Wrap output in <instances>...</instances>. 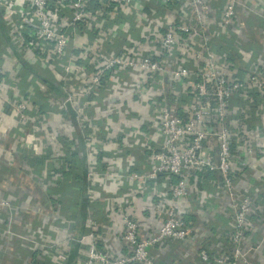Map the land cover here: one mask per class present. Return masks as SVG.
I'll list each match as a JSON object with an SVG mask.
<instances>
[{
    "label": "built area",
    "instance_id": "built-area-1",
    "mask_svg": "<svg viewBox=\"0 0 264 264\" xmlns=\"http://www.w3.org/2000/svg\"><path fill=\"white\" fill-rule=\"evenodd\" d=\"M151 2L168 9L167 15L159 17L144 12L142 0H99V8L93 4L94 0H0V14L12 31L16 48L22 53L31 50L33 54L28 64L43 77L47 74L39 71V67L52 69L53 79L59 77L68 85L65 100L51 94L50 100L56 108L70 106L77 115L88 147L91 179L95 181L98 176L97 159L103 148L112 145L116 128L125 138L140 135L147 140L143 146L152 152L153 167L147 172L128 171L124 175L127 181L142 188V195L153 201L159 198L161 203L151 210L150 214L158 221L152 229L143 220L140 201L134 196L132 200L126 199L122 207H107V231L102 230L101 218L89 215L82 236L68 223V227L50 225L49 234L38 239L13 232L11 220L15 208L11 202L0 199V223H6L5 236L30 243L51 264H68L75 245H79V252L74 264H156L155 254L172 242L188 243L195 233L185 217L191 190L197 188V175H219L218 193L222 194L223 206L230 217L227 232L231 233L228 246L231 252L222 251L227 246L222 243L223 232L220 241L212 240L201 247L200 259L205 264H252L249 256L256 252V247L246 234L255 219L256 203L237 186L236 180L240 172L248 169L260 148L255 146L253 132L244 130L245 121L243 128L239 127L235 117L238 111L242 114L250 111L256 98L260 101L257 108L262 112L264 76L255 66L241 73L226 56L211 50L213 40L207 29L215 17L206 0ZM178 4L177 11L169 12ZM239 7L247 8L238 0H227L220 13L219 25L223 29L234 25ZM185 12L195 19L194 25L185 19ZM259 18L264 27V15ZM104 26L113 31L109 37L112 39L122 26L141 31L121 53L100 56L97 51L107 46L96 35ZM87 39L90 40L87 56L95 63L77 68L69 59L70 48L73 42ZM3 70L0 67V79ZM123 77H129V82L139 79L138 85L153 95L147 101H137L140 108L129 111L139 114L131 116L132 124L121 122L125 116H120L118 123L114 115H90L88 111L98 99L115 97V80L124 81ZM77 79H81V85H72ZM9 95L0 80V101L20 127L11 132L19 137L23 150L33 156L41 155L43 136L36 127H42L45 117L34 119L33 101L20 102ZM238 97L245 104L241 111L234 109ZM143 126L149 130L156 128L157 136L142 132ZM7 137L11 138L5 131L0 135V161L9 163L2 156ZM159 179L163 180L157 185ZM150 183L162 188L161 193L156 192V187L150 190ZM89 191L90 195L94 192ZM57 214L55 211L54 216Z\"/></svg>",
    "mask_w": 264,
    "mask_h": 264
},
{
    "label": "crops",
    "instance_id": "crops-1",
    "mask_svg": "<svg viewBox=\"0 0 264 264\" xmlns=\"http://www.w3.org/2000/svg\"><path fill=\"white\" fill-rule=\"evenodd\" d=\"M238 1L246 4L247 8L239 7L234 25L225 30L219 25V21L221 20L220 13L226 7L227 0H206L212 7L213 16L215 17L209 23L208 34L213 40V44L220 40V36L225 35L234 38L230 48L231 60L229 59V61L238 67L241 73H246L255 66L264 76V27H262V21L259 18V15H264V0ZM142 3L143 5H150L152 2L151 0H142ZM177 6L180 7V4ZM162 8L158 5L154 7L153 11L156 14V11ZM185 16L188 22L193 23L192 25L196 23L189 12H185ZM140 31L139 28L129 30L128 27L122 26L118 34H115L112 39V37H109L113 34V31L108 26H104L97 32L96 36L97 40L102 45H106L107 48L100 49L97 53L100 56H104L109 52L121 53V49L127 47ZM196 39L200 40V37L196 36ZM89 41L88 39L77 40L72 43L69 59H71L72 65L77 68L95 63L93 58L87 56L86 46L89 47L87 43ZM110 44L112 45L110 46ZM16 45L11 29L1 16L0 46L2 51L0 52V67L4 70L0 80L3 88L20 102H37L39 96L37 91L34 92L35 88L46 98L50 99V94L56 99L63 98L58 93H50L48 87L37 80L33 72L23 69V67H26L25 64L33 60V54L31 50L24 53L20 52ZM224 45L229 47L231 44ZM36 70L38 71V69ZM40 70L41 72L44 71V75L47 74L45 78L52 79L56 83H62V90L65 96L68 95V85L59 77L57 80L53 79L52 69L39 67ZM122 79L127 82L115 80V97L103 101L101 98L98 99L93 109L88 111L90 115L101 117L114 115L118 118V123L119 119L125 116L127 120L122 119L121 122L132 124L131 116L139 114L129 111L140 108L137 101H147L153 95L144 86L138 85L139 79H133L130 82L129 77H123ZM80 80L77 79L76 82L71 84L79 86L81 85ZM44 92H47L48 95L46 96ZM259 102V99L256 98L252 109L242 114L238 110L244 109L245 104L242 103L239 97L234 100V109H238L235 120L239 121V127L242 126V128L245 121L244 130L253 132L254 141H256L255 146L260 148L257 157L251 161L248 169L240 172L236 180L237 186L243 192H247L256 203L255 219L252 221L248 236V241L256 247V252H252L249 256L252 264H264V108L262 112L259 111L257 108ZM31 115L38 121L45 117L42 127H36V130H39L43 136L41 140V145L44 146L42 154L48 148L52 151V157L47 161V167H45L41 176L34 175L28 165L23 164L19 159L18 152L22 150L19 146V137L13 135L11 131H14L13 129L16 126L20 127L15 125V120H12L3 102L0 101V135L5 131L11 137L5 138L6 148L2 153V156L9 159V163L0 161V199L11 202L15 208L13 211L15 218L12 216L11 220V226L15 234L20 236L30 235L32 238L39 239L49 234L50 225L57 226L59 224L65 227L68 223L76 225V221H74L76 219H71L68 215H61L60 210L62 207L59 205V198H61L59 192H51V190H58L59 183L64 180L59 182L57 179L56 181L59 182H57V185H54L56 181L53 182V179L51 181L53 183L46 182L49 173H59L61 166L64 165L62 159L66 154H69V148H72L76 158L83 163V168L77 170L76 174L79 180L80 177H85L86 189L84 195L86 199L93 195L87 208L88 216L93 215L98 219L101 218L103 221L101 223L102 230L107 231L108 227V222L105 219L107 207H122L126 199L132 200L134 196L140 201L143 220L148 222L150 229L157 226V217L154 218V215L150 213L151 210L156 208L155 205H161L159 198L153 201L142 195L140 193L142 188H138L134 183L127 181V175H124L128 171L131 173L147 172L153 167L150 160L152 152L148 147L143 146V143L147 141L145 137L139 135V138L134 134L132 136L127 135L128 138H125L116 128L111 139L112 145L108 144L105 150L103 148L104 158L97 159L99 170L97 168L98 176H95L94 181L91 179L93 176L92 173L90 174L88 167V147L84 144L80 122L74 110L67 106V108H57L54 111L49 110L44 115L36 109ZM115 125L119 126V124ZM142 132H151L149 135L153 133L157 136L156 128L149 130L143 126ZM126 139L127 144H125ZM65 140L72 143L66 146ZM46 144H49L47 148L45 147ZM100 164L106 167V171L100 170ZM66 165L63 167L65 168ZM209 178L207 176L198 178V183H195L197 188L191 190L192 196L187 203L189 207L187 221L195 231L193 237L188 243L172 242L168 247L166 246L162 251H159L154 255L156 264H205L201 261L199 255L201 247L207 246L212 240L214 243L220 241V234L230 229L228 223L230 217L226 206H223L222 194H219L221 177L219 175H209ZM162 180L159 179L157 185ZM99 183L103 184L104 187ZM80 185V181L76 177L68 183L69 188H81ZM157 185L150 183V190H155L154 188ZM88 191L94 192L90 195ZM161 191L162 188L156 187V192L161 193ZM55 211H58L56 216H54ZM49 216L54 217V220L49 219ZM69 226L71 227V225ZM112 228H114V224H112ZM5 230L6 223H0V264H51L30 243L25 244L14 237L10 239L5 236Z\"/></svg>",
    "mask_w": 264,
    "mask_h": 264
},
{
    "label": "trees",
    "instance_id": "trees-1",
    "mask_svg": "<svg viewBox=\"0 0 264 264\" xmlns=\"http://www.w3.org/2000/svg\"><path fill=\"white\" fill-rule=\"evenodd\" d=\"M105 1V0H104ZM99 0H94V5L96 8H99ZM93 5V6H94ZM159 4L157 2H152L150 5H144L145 9L144 12L146 13H154L155 11H153L154 7H157ZM180 7H175L171 8L169 12L171 11H177ZM167 10L168 9H160L159 11H156V15H158L159 17H163L165 15H167ZM160 14V15H159ZM1 17V14H0ZM115 24V23H114ZM220 40H217L215 42V44L212 43L211 45V50H213L214 52L218 53V55L220 56H226L227 59L231 60V54H230V48L232 46V42L234 40V38L231 37H227V36H220L219 37ZM230 45L229 47L224 45ZM2 51L1 46H0V52ZM1 63V62H0ZM26 67H23L24 70L26 71H31L33 72V74H35L36 79L41 81V83L43 85H46L49 89L50 93H58L59 96H63V98H59L60 100H65L66 96L64 91L62 90V83H56V81L52 80V79H47L43 76L39 75V72L36 70L35 67L29 65V64H25ZM45 83V84H44ZM37 91V94L39 96V100L37 102H33V105L35 106V108L41 113L46 115L47 111H54L57 108L52 105L51 100L49 98H46L42 93H40L36 88L34 89V92ZM59 109V108H58ZM71 112V111H70ZM34 113V112H33ZM73 116H75L73 114V112H71ZM74 120V117H73ZM83 137V136H82ZM84 141V138H83ZM72 142H69V140H65V144L66 146L71 144ZM84 144L85 141H84ZM49 146V144H46V148ZM18 156L19 159L22 161V163L28 165V167L32 170V173L36 176H41L43 174V170L45 169V167H47V161L52 157V151L50 148H48V150H46L43 154L39 155V156H33L31 153H27L25 150H21L20 152H18ZM101 158H104L103 154H100V156L98 157L99 160H101ZM63 162L64 165L67 164L65 166V168L63 166H61L59 173H49L48 179H47V183H53L54 181H56L58 179V181H62L63 182L59 183L58 181L54 182V185H57V182L59 183L58 186V190L53 191L51 190L52 193H56L59 192L61 198H59V205L62 207V209L60 210L61 215H68L71 219H76L74 221H76V225H71L72 228L75 230V232L77 233L78 236H82L85 234L86 231V222L88 219V213H87V208L89 206L90 198L88 197V199H86L85 197V189H86V183H85V177H80L81 179L79 180V178L77 177L76 171L77 170H81V168H83V163H81L82 161H79L76 158V154H74L72 152V148H69V154H66L65 157H63ZM50 170V169H49ZM100 170L102 171H106V167L103 164H100ZM61 173V174H60ZM64 178H62L63 176ZM199 177L203 176V175H197ZM80 181V186L81 188L78 187H68V183L70 182L71 179L75 178ZM209 178V176H207ZM53 182L52 179H54ZM62 178V179H61ZM211 179V178H209ZM66 180V181H65ZM87 206V207H86ZM60 208V207H59ZM186 221H187V216L185 217ZM253 221V220H252ZM188 222V221H187ZM78 224V225H77ZM225 237L222 239V243H227V246L225 247L223 251V253L225 252H231V249H229L230 247V241H231V233L230 232H225ZM247 236H249V233L246 234ZM212 245V244H211ZM73 252L70 255L69 258V262L68 264H74L76 258L78 257V252H79V245H75L73 247ZM212 257L213 252H211L210 254Z\"/></svg>",
    "mask_w": 264,
    "mask_h": 264
}]
</instances>
